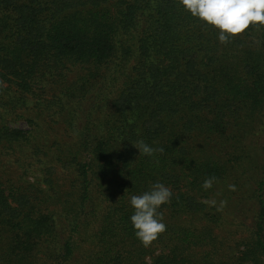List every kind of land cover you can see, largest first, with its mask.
<instances>
[{
    "label": "trees",
    "instance_id": "trees-1",
    "mask_svg": "<svg viewBox=\"0 0 264 264\" xmlns=\"http://www.w3.org/2000/svg\"><path fill=\"white\" fill-rule=\"evenodd\" d=\"M0 264H264V0H0Z\"/></svg>",
    "mask_w": 264,
    "mask_h": 264
},
{
    "label": "rangeland",
    "instance_id": "rangeland-1",
    "mask_svg": "<svg viewBox=\"0 0 264 264\" xmlns=\"http://www.w3.org/2000/svg\"><path fill=\"white\" fill-rule=\"evenodd\" d=\"M16 125L19 126V127H23V128L26 127L24 122H18V123H16Z\"/></svg>",
    "mask_w": 264,
    "mask_h": 264
}]
</instances>
